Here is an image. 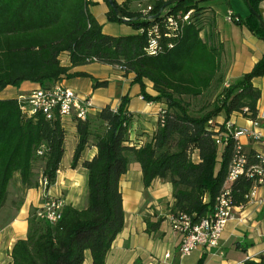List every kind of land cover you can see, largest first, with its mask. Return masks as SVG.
<instances>
[{
    "label": "trees",
    "instance_id": "16d2710c",
    "mask_svg": "<svg viewBox=\"0 0 264 264\" xmlns=\"http://www.w3.org/2000/svg\"><path fill=\"white\" fill-rule=\"evenodd\" d=\"M168 1L156 0L151 5L149 15L155 16L153 19L116 2L122 17L128 20L117 17L109 5L107 17L138 30L160 22L164 15H156L162 10L166 14L199 11L197 0L175 1L163 8ZM259 1L248 0L255 11ZM196 20L184 26L180 38L171 40V48L162 41L163 50L149 55L144 50L145 34H104L88 10V0H0V91L24 81L48 88L62 77H87L83 72H71L72 68L99 62L133 73L134 82L142 89V80H149L157 95L152 97L142 90L143 99L166 104L152 140L138 148L128 144L131 123L125 98L115 110L105 106L85 120L75 119L78 141L71 166L77 165L89 144L97 150L91 160L82 161L87 170V205L83 209L63 205L60 218L53 224L39 220L32 212L26 237L12 246V264H82L86 250L92 264H105L106 253L123 228L119 180L132 159L140 166L145 188L156 178L171 184V215L182 213L196 224L211 210L228 173L233 142L223 147L218 160L215 123L209 121L220 112L256 117L260 93L251 81L264 75V57L224 87L211 109L192 115L190 104L183 98L201 97L212 87L223 51L222 44L210 45L200 38ZM234 23L243 24L264 39V28L252 13L244 19L238 17ZM64 52L69 55V66L60 63L59 56ZM106 84L95 82V86ZM23 104L18 99H0V208L16 174L24 187L35 184L33 170L38 163H42L47 186L53 184L63 155L65 130L56 109L50 118L42 111L28 116L22 111ZM248 154L254 161L253 152ZM251 185L252 180L244 176L232 184L235 204L245 203L244 195ZM205 195L207 202L203 201ZM144 219L148 234L159 229L161 219ZM204 260L201 256L197 264H204ZM242 264H264V255L259 261L245 260Z\"/></svg>",
    "mask_w": 264,
    "mask_h": 264
},
{
    "label": "crops",
    "instance_id": "0c3cea01",
    "mask_svg": "<svg viewBox=\"0 0 264 264\" xmlns=\"http://www.w3.org/2000/svg\"><path fill=\"white\" fill-rule=\"evenodd\" d=\"M117 5L128 11L138 12L156 0H114ZM167 1V0H162ZM196 23L199 36L210 45L222 44L220 70L212 87L214 99L222 89L249 72L257 61L264 57V39L258 37L243 24L225 20L228 12L241 19L251 12L245 0H197ZM226 5L224 9V5ZM88 10L101 25L106 35L130 36L137 34L132 26L124 22L110 21L107 17L109 6L105 0H88ZM257 12L264 20V0H260ZM60 63L69 66V55L59 56ZM71 72H83L87 77H62L58 81L69 87L80 97L91 99L94 114L105 106L115 110L121 100H127L125 111L130 116L128 144L137 148L148 143L157 129V113L165 109L163 102L147 101L142 90L152 97L157 95L153 84L143 79L134 82L133 73H124L118 65L93 62L72 68ZM95 82H106L105 86H95ZM252 86L259 90L256 117L258 130L264 135V75L255 77ZM41 87L35 82L24 81L19 86H6L0 91V99H18L26 97L31 91ZM206 92V93H207ZM213 99V101H214ZM212 101V102H213ZM248 117L233 112L226 116L220 112L215 118V128L226 121L237 127L248 126ZM65 130L63 155L56 171L55 182L48 186L41 184L42 163L34 168V185L24 187L16 174L7 188V198L0 208V264H12L11 249L18 239H24L28 229V219L32 212L41 208L48 198H60L63 205L70 204L76 209L87 205V170L82 161L91 160L96 147L89 144L81 153L75 167L71 166L73 153L78 141L75 119L67 117L62 122ZM240 142L244 150L262 151L258 143L242 137ZM222 147L218 148V160ZM194 159L198 161L197 153ZM124 210V224L113 240L105 256V264H197L204 256V264H242L245 260L259 261L264 255V188L258 187L256 199L245 201L237 206L232 219L228 220L217 246L210 249L197 248L181 258L177 252L180 236L170 227V207L173 204L172 186L167 180L156 178L149 187L142 182L139 164L130 160L126 173L119 180ZM206 202L208 196H204ZM151 221L161 219L159 229L148 234L145 217ZM169 252L170 256L164 258ZM82 264H92L89 251L84 252Z\"/></svg>",
    "mask_w": 264,
    "mask_h": 264
},
{
    "label": "built area",
    "instance_id": "2783aa9c",
    "mask_svg": "<svg viewBox=\"0 0 264 264\" xmlns=\"http://www.w3.org/2000/svg\"><path fill=\"white\" fill-rule=\"evenodd\" d=\"M151 5L143 7L139 12L143 18L149 20ZM194 10L190 9L185 13H169L162 10L164 15L160 22H156L147 28L138 29L137 32L145 34L146 44L144 50L149 55H155L163 50L162 41L166 47H172V39H178L183 33L184 26L194 20ZM127 19V18H125ZM128 20V19H127ZM225 20L235 22L238 17L232 12H228ZM23 102L22 111L31 116L37 111H42L47 118L52 116L53 109H56L63 122L67 117L77 120H85L93 110L90 98L80 97L69 87H65L55 82L48 88L39 87L31 91L26 97L18 99ZM247 109H244L246 112ZM165 110L160 109L157 113V120L163 118ZM248 126L237 127L233 123L226 121L219 127H214V140L217 146L225 147L229 141L233 142V153L228 168L227 176L223 186L214 200L211 210L196 224H192L190 218L182 213L170 215V227L172 231L180 236V243L177 252L181 258L189 255L197 248L210 249L218 244L221 234L228 220L234 216L237 206L232 194V184L240 177L244 176L252 180L249 191L244 195L246 201L256 199L258 187L264 188V150L253 152L254 161L251 162L249 154L244 150L240 138L245 137L251 142L258 143L264 147V135L258 130L259 121L257 117L248 118ZM209 121V124H212ZM41 184L47 185L43 177ZM204 202L206 199L204 197ZM63 202L60 198H48L41 208L35 211V216L42 221L55 223L61 216ZM170 253L164 254L168 258Z\"/></svg>",
    "mask_w": 264,
    "mask_h": 264
},
{
    "label": "rangeland",
    "instance_id": "374dc122",
    "mask_svg": "<svg viewBox=\"0 0 264 264\" xmlns=\"http://www.w3.org/2000/svg\"><path fill=\"white\" fill-rule=\"evenodd\" d=\"M223 5L225 9L226 5L225 4ZM197 15H199V11L194 13V18H196ZM214 96L215 95L213 91H209L205 93L204 95H202L201 97H195V98L184 97L183 100H185L186 102L190 104V113L192 115H200L202 113V110L204 111V110L211 109Z\"/></svg>",
    "mask_w": 264,
    "mask_h": 264
},
{
    "label": "water",
    "instance_id": "95a60500",
    "mask_svg": "<svg viewBox=\"0 0 264 264\" xmlns=\"http://www.w3.org/2000/svg\"><path fill=\"white\" fill-rule=\"evenodd\" d=\"M108 5L112 8V10L114 11L115 15L117 17H119L120 19H122L123 21H127V19L123 18L120 11H119V8L117 7V5L115 4V1L114 0H106ZM175 1H181V0H170L168 1L164 6L163 8H165L166 6L174 3ZM250 12L255 16V18L257 19V21L259 22L260 26L262 28H264V20H262L261 16L259 15V13L257 11H255L251 5L249 4L248 0H245ZM161 13V11L156 15L158 16L159 14ZM155 16L151 15L149 16V19H153Z\"/></svg>",
    "mask_w": 264,
    "mask_h": 264
}]
</instances>
